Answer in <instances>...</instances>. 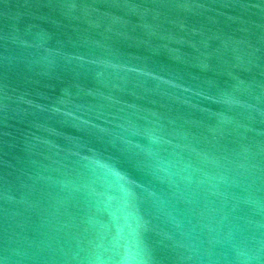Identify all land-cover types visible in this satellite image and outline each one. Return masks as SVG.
I'll return each instance as SVG.
<instances>
[{
    "label": "water",
    "instance_id": "obj_1",
    "mask_svg": "<svg viewBox=\"0 0 264 264\" xmlns=\"http://www.w3.org/2000/svg\"><path fill=\"white\" fill-rule=\"evenodd\" d=\"M0 264H264V0H0Z\"/></svg>",
    "mask_w": 264,
    "mask_h": 264
}]
</instances>
